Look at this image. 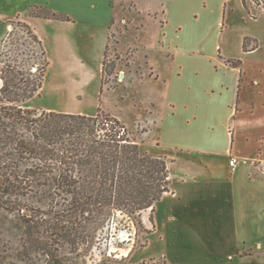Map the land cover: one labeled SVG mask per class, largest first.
I'll use <instances>...</instances> for the list:
<instances>
[{
    "label": "rangeland",
    "instance_id": "rangeland-1",
    "mask_svg": "<svg viewBox=\"0 0 264 264\" xmlns=\"http://www.w3.org/2000/svg\"><path fill=\"white\" fill-rule=\"evenodd\" d=\"M108 1L0 0V51L10 49L5 42L11 34L12 42L26 50L19 62L35 71L31 39L20 26L28 24L42 41L49 66L42 91L25 106L38 112L87 116L101 109L117 117L132 131L143 154L166 159L171 188L178 187L181 180L195 178L190 175L199 169L195 153L183 148L207 146L208 139L217 143L215 147L228 143L224 125L230 109L222 108L219 92L212 94L222 87L223 79L229 90L226 97L234 103L238 98L241 119L264 116V0H204V5L201 0H182V11L174 9L170 15L167 40L161 35L159 12L139 16L134 0H114L116 11L108 27L102 20ZM139 2L146 9L157 0ZM37 7L72 21L36 18L33 15L41 13ZM106 43L108 61L115 62L116 70L101 85ZM224 65L231 67L230 72L221 76L215 66ZM170 102L177 105L176 117L158 127ZM245 134L253 140L261 138L264 124L238 134L234 146L236 152L264 159V142H246ZM256 166L264 179V165ZM260 202L262 206L264 196ZM175 205L172 197L157 204L156 232L144 224L145 217L149 227L153 225L151 209L141 214V227L118 213L100 233L88 262L264 264V217L255 220L258 205L242 209H246L248 225L242 223L241 214L238 227L220 218L212 228L211 243L207 234L194 238L186 231L189 219L168 224ZM197 220L193 225L200 224ZM243 238L248 241L240 243Z\"/></svg>",
    "mask_w": 264,
    "mask_h": 264
},
{
    "label": "trees",
    "instance_id": "trees-1",
    "mask_svg": "<svg viewBox=\"0 0 264 264\" xmlns=\"http://www.w3.org/2000/svg\"><path fill=\"white\" fill-rule=\"evenodd\" d=\"M37 10L36 18L72 21ZM20 26L36 70L19 62L26 50L10 34V49L0 51V264H90L97 238L118 213L142 226L141 214L170 192V171L101 109L87 116L27 108L42 91L49 61L31 27ZM115 70L105 52L101 85ZM149 219L154 224L153 213Z\"/></svg>",
    "mask_w": 264,
    "mask_h": 264
},
{
    "label": "crops",
    "instance_id": "crops-1",
    "mask_svg": "<svg viewBox=\"0 0 264 264\" xmlns=\"http://www.w3.org/2000/svg\"><path fill=\"white\" fill-rule=\"evenodd\" d=\"M203 2L204 0H201L202 5H204ZM134 3L139 16L141 13H151V15L155 16V14L159 12L161 35L163 39L167 40L170 15L174 9L182 11V0H157L154 5H151L146 9L141 7L139 0H134ZM115 11L116 7L114 6V0H109L105 10V17L102 19L103 23L108 25V27L111 25ZM107 44L108 43L105 45L104 52ZM228 68L230 69L231 67L228 65H224L222 68L215 66L217 72L220 70L218 73L221 76H225L226 73L230 72L227 70ZM221 84L222 87H220L218 91L213 89L212 94L219 92V98L222 101V108L224 106L227 110L230 109V114L228 115L227 120H225L226 123L224 125L226 134L228 135L227 145L225 144L223 148L218 146L215 147L217 143L208 139L206 141L207 146H196L192 149L183 148L182 151L195 153L194 158L197 162L196 166L199 167V169L196 173L190 175V177L194 176L195 178L181 180L178 183V187L171 188L170 185V192L166 193L162 198L172 197L176 202V205L173 206L172 211L168 216L169 225L178 220L189 219V221L186 222V231L192 233L194 238L199 234L202 235V233L207 234L206 238L209 243L212 242V228L214 225L216 227L220 218L228 222L230 227H238L237 217L238 214H241L244 215V222L241 220L242 223L248 225L249 222L245 219L247 216L246 209L244 211L242 209L244 207L247 208L252 204L259 206L255 220L256 218H258L257 220H260L261 217H264V204L260 206L261 198L264 196V179L258 174V167L256 166L257 164L264 165V159H261L254 154L249 156L248 154L243 153V150L238 149L236 152L234 147L237 135L243 134L244 132L248 133V131L255 126L264 124V116L260 117V119H241L239 117L241 110L239 109L238 98L236 99L237 103H234L233 99L226 97V93L228 94L229 90L225 89L226 84L224 79ZM236 89H238V87ZM174 103L175 102H170L164 117L162 116L160 123L157 125L158 127L161 126L163 128L166 124L168 125L171 120H174L177 113V105ZM244 136L246 142H264V134L260 135L261 138H256L254 140L249 134H245ZM159 140L161 144V137H159ZM178 145L181 147V144ZM231 158H235L238 161V165L235 169L229 164ZM203 175V178H199ZM157 204L155 205L154 212H152L154 218V224L152 227H149L144 217V224H146L147 228H151L150 230L153 232L157 231L155 225L157 222L155 216ZM237 208L240 209V212H238ZM194 218L198 219L197 223L200 222L199 225H193L195 224ZM248 230L250 231V229ZM239 241L240 243H243L248 240L243 238ZM240 243L238 242V245H235V252L240 246Z\"/></svg>",
    "mask_w": 264,
    "mask_h": 264
},
{
    "label": "built area",
    "instance_id": "built-area-1",
    "mask_svg": "<svg viewBox=\"0 0 264 264\" xmlns=\"http://www.w3.org/2000/svg\"><path fill=\"white\" fill-rule=\"evenodd\" d=\"M229 164L233 169H235L238 165V161L235 158H231Z\"/></svg>",
    "mask_w": 264,
    "mask_h": 264
}]
</instances>
